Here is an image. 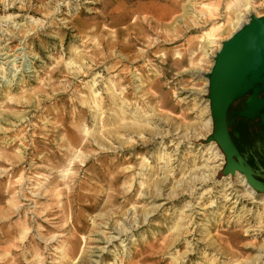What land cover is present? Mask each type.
Instances as JSON below:
<instances>
[{
	"label": "rangeland",
	"instance_id": "rangeland-1",
	"mask_svg": "<svg viewBox=\"0 0 264 264\" xmlns=\"http://www.w3.org/2000/svg\"><path fill=\"white\" fill-rule=\"evenodd\" d=\"M253 15L264 0H0V264H264V185L209 97Z\"/></svg>",
	"mask_w": 264,
	"mask_h": 264
},
{
	"label": "water",
	"instance_id": "water-1",
	"mask_svg": "<svg viewBox=\"0 0 264 264\" xmlns=\"http://www.w3.org/2000/svg\"><path fill=\"white\" fill-rule=\"evenodd\" d=\"M209 91L215 131L220 129L233 151L230 154L218 141L226 152L227 160L237 164L233 157L236 156L242 165L246 163L247 172L254 174L235 146L229 127L237 118L260 117L264 131V95L259 96L264 94V16L253 15L242 29L223 43L209 75ZM247 94L249 96L243 101V108L231 110L233 103ZM235 135L239 136V132ZM211 138L217 140L214 133Z\"/></svg>",
	"mask_w": 264,
	"mask_h": 264
},
{
	"label": "flooded vegetation",
	"instance_id": "flooded-vegetation-1",
	"mask_svg": "<svg viewBox=\"0 0 264 264\" xmlns=\"http://www.w3.org/2000/svg\"><path fill=\"white\" fill-rule=\"evenodd\" d=\"M263 95H264L263 93L259 94L260 97H262ZM248 96L249 94L236 100L231 106V110H239L243 108V101L246 100ZM260 121H261L260 117H256L253 120L237 118L235 122H233L230 125L229 131L232 135H234V131L236 130L240 132L239 136H237V137L241 136L240 138H238L239 140H237V145L240 149H244L245 144L250 145L252 143H257L256 145L259 148L261 147L259 151L263 153L264 151V131H263L262 126L260 125ZM252 153H253V150L250 149L249 153H246V156L249 158V156H251Z\"/></svg>",
	"mask_w": 264,
	"mask_h": 264
},
{
	"label": "trees",
	"instance_id": "trees-1",
	"mask_svg": "<svg viewBox=\"0 0 264 264\" xmlns=\"http://www.w3.org/2000/svg\"><path fill=\"white\" fill-rule=\"evenodd\" d=\"M239 119H246V118H239ZM236 132L239 131H234V135H232L230 133V136L235 144V146L237 147L238 151L241 153V155L246 159V162L248 163V165L252 168V170L254 171V175L255 177L260 180L261 182L264 183V151L263 153L260 152L259 150L261 149V147L259 148L256 144L257 143H252V144H245L244 145V149H240L237 145V140H239L235 135ZM240 134V132H239ZM235 138V139H234ZM242 148V147H241ZM252 149L253 153L251 154V156H249V158L246 156V153H249V150Z\"/></svg>",
	"mask_w": 264,
	"mask_h": 264
},
{
	"label": "bare ground",
	"instance_id": "bare-ground-1",
	"mask_svg": "<svg viewBox=\"0 0 264 264\" xmlns=\"http://www.w3.org/2000/svg\"><path fill=\"white\" fill-rule=\"evenodd\" d=\"M241 15H240V17H239V19H238V23H237V25H236V27L237 28H239V27H241L243 24H245L246 22L245 21H242L241 20ZM14 61L15 60H12V62L10 63V64H13V65H15V63H14ZM221 132V131H220ZM223 140V138L221 139V142L223 143V145L226 143V144H228L227 142H226V139L224 138V140ZM225 141V142H224ZM201 178V177H200ZM245 181V180H244ZM261 233V232H260Z\"/></svg>",
	"mask_w": 264,
	"mask_h": 264
},
{
	"label": "crops",
	"instance_id": "crops-1",
	"mask_svg": "<svg viewBox=\"0 0 264 264\" xmlns=\"http://www.w3.org/2000/svg\"><path fill=\"white\" fill-rule=\"evenodd\" d=\"M250 120H253V119H250Z\"/></svg>",
	"mask_w": 264,
	"mask_h": 264
}]
</instances>
